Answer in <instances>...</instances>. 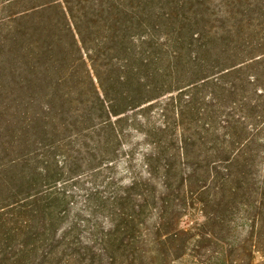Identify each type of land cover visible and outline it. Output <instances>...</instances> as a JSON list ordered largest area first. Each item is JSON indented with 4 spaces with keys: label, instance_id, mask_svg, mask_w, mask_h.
I'll list each match as a JSON object with an SVG mask.
<instances>
[{
    "label": "trees",
    "instance_id": "obj_1",
    "mask_svg": "<svg viewBox=\"0 0 264 264\" xmlns=\"http://www.w3.org/2000/svg\"><path fill=\"white\" fill-rule=\"evenodd\" d=\"M263 79L264 0H0V230L42 235L43 264H264V122L236 119L264 118ZM156 103L144 171L104 180L85 239L61 228L76 155L112 169ZM25 251L0 238V264Z\"/></svg>",
    "mask_w": 264,
    "mask_h": 264
},
{
    "label": "rangeland",
    "instance_id": "obj_2",
    "mask_svg": "<svg viewBox=\"0 0 264 264\" xmlns=\"http://www.w3.org/2000/svg\"><path fill=\"white\" fill-rule=\"evenodd\" d=\"M254 89V85L247 82L245 94L246 92H248V96L252 97V100L256 99L264 101V97L258 96V94L254 92ZM237 98L238 102H240L243 99L242 93H239ZM159 103H156L155 106L149 108L147 111H141L145 114L144 116L146 120L142 116L137 114L140 112H137L131 114L132 120H127V122H125L124 126L125 129L128 130V132H126V135L123 137V141L121 142L122 152L116 159L115 163L112 165V169H107V167L95 169L94 165H92V161H86V159L89 157L87 154L76 155L78 157L82 156L84 158V161H79V163L82 164V167L78 169L77 173L64 178L65 180L71 178L70 180H68L69 183L66 184L68 186L67 191L70 193V198L67 207V217L61 223V228L65 227L71 220L77 218L83 226H81L82 231L80 232V237L85 239L86 236H88L86 230L89 226H91L90 224L93 222L92 220H95V217H92L93 208L100 200V197L104 194H107L108 192V188L103 187L102 185L104 183V180H108L109 177H115L119 180H128L131 176L130 172L144 171V168L142 166V156L148 148L149 141L143 137V133L149 130V125L159 126L161 125L162 120H165L167 122V120H169L170 118V114L172 115V113H169V117L167 119H164L160 114L159 107L161 106H159ZM240 108L241 109L236 110V119L238 120V126L240 128L245 127L247 129V133H249V135L252 134L251 136H253L257 125L256 121L262 120L264 122V118L258 119L256 115L258 111L256 109L255 114L253 113L247 116L245 110L242 109L243 107ZM262 128L263 131L260 136L252 138L257 139L256 144L261 148V150H264V140H262V138L264 139V123L262 125ZM34 140L41 139L36 138ZM209 146L210 144H205L202 148L207 150ZM257 159V163L259 165L264 162L262 156ZM106 162L102 163V166H105ZM257 170L260 169L257 168ZM91 213L92 216L90 215ZM95 216H99L101 220L102 218L104 219V215L102 216L100 213H96ZM196 220H202L200 214L184 215L181 221V225L182 227H188L193 225ZM20 225H22V223L18 224V226ZM35 225H39V220L35 223ZM37 228H39V226H37ZM5 234L10 236L7 242V236ZM0 238L4 240V248L10 252L9 254L11 256L9 257L13 258L12 256H15L16 252L18 254H21L23 250H26L25 257L20 258V260L22 259V264H43V240H40L41 238H43L42 235L32 237V235L30 234L26 237L19 234L15 236V232L10 233L6 232V230L4 229H1ZM23 242L28 243L26 244ZM23 244L25 245L23 246ZM34 245H36L37 248ZM20 256H23V254ZM263 260L264 258L260 254H257L256 262H262Z\"/></svg>",
    "mask_w": 264,
    "mask_h": 264
}]
</instances>
